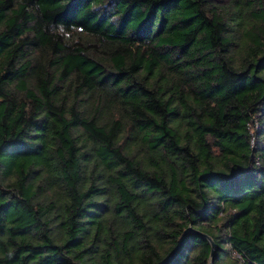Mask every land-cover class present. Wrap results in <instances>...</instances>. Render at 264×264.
I'll list each match as a JSON object with an SVG mask.
<instances>
[{"label": "trees", "instance_id": "16d2710c", "mask_svg": "<svg viewBox=\"0 0 264 264\" xmlns=\"http://www.w3.org/2000/svg\"><path fill=\"white\" fill-rule=\"evenodd\" d=\"M188 228L264 264V0H0V264H209Z\"/></svg>", "mask_w": 264, "mask_h": 264}, {"label": "water", "instance_id": "95a60500", "mask_svg": "<svg viewBox=\"0 0 264 264\" xmlns=\"http://www.w3.org/2000/svg\"><path fill=\"white\" fill-rule=\"evenodd\" d=\"M187 232H193V233L198 234V235H200V236H202V237H204L205 239L208 240V242L210 243V247H211L209 264H212V260H213V248H214V245H213L212 241L210 240V238H209L208 236H206V235H204V234H201V233H199V232H197V231H194V230H192V229H190V228L186 229V230L184 231V233L182 234V236H181V238H180V240H179L178 245L175 247V251L177 250V248H178L179 245L181 244V242H182V240L184 239V236H185V234H186Z\"/></svg>", "mask_w": 264, "mask_h": 264}, {"label": "built area", "instance_id": "2783aa9c", "mask_svg": "<svg viewBox=\"0 0 264 264\" xmlns=\"http://www.w3.org/2000/svg\"><path fill=\"white\" fill-rule=\"evenodd\" d=\"M255 128H256V126H255ZM235 257H236V258H240V256H239L238 254H236Z\"/></svg>", "mask_w": 264, "mask_h": 264}]
</instances>
